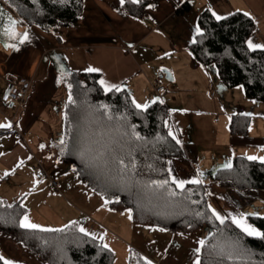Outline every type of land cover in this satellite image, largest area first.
<instances>
[{
	"label": "crops",
	"instance_id": "0c3cea01",
	"mask_svg": "<svg viewBox=\"0 0 264 264\" xmlns=\"http://www.w3.org/2000/svg\"><path fill=\"white\" fill-rule=\"evenodd\" d=\"M187 1L191 10L179 15L178 7ZM121 4L84 0L77 23L49 32L26 25L7 0H0V125H11L0 127L5 130L0 134V197L26 206L21 223L25 216L47 229L77 222L115 252L114 264H128L133 246L156 264H196L199 242L208 232H171L136 223L130 210L110 208L59 159L56 146L63 138L69 97L61 78L72 70L95 68L105 89L125 87L135 105L166 103L169 131L183 149L182 155L168 159L173 181L178 186L181 180L184 185L199 180L215 212L231 222L243 218L261 232L250 217H264V189L223 187L214 174L237 155L264 158V102L249 98L240 86L223 87L216 67L201 62L190 44L198 14L210 9L219 17L235 11L251 15L256 28L249 41L264 46V0H151L140 19L124 13ZM21 77L31 80L25 100L2 102L8 79ZM157 79L166 87L160 92L154 87ZM212 89L217 97L210 95ZM237 112L253 115L246 134L230 132ZM38 161L58 180V192L48 176L36 177ZM0 250L15 264H47L1 231Z\"/></svg>",
	"mask_w": 264,
	"mask_h": 264
},
{
	"label": "trees",
	"instance_id": "16d2710c",
	"mask_svg": "<svg viewBox=\"0 0 264 264\" xmlns=\"http://www.w3.org/2000/svg\"><path fill=\"white\" fill-rule=\"evenodd\" d=\"M7 2L26 25L49 32L73 26L84 8V0ZM150 2L122 0L121 9L140 19ZM191 8L190 2H184L177 13L186 14ZM217 17L210 9L198 14L199 32L190 44L191 51L204 64L216 67L223 87L241 86L246 96L264 102V48L249 47L256 28L254 18L243 11ZM61 79L69 97L57 156L102 195L110 208L128 209L134 222L171 232L209 228L200 249V264H264V238L248 235L229 220L221 223L205 184L189 182L180 188L173 181L168 159L182 155L183 149L169 131L166 103L156 100L147 108H138L125 87L105 89L98 72L72 70ZM252 117L248 112L234 113L230 132L246 134ZM214 178L223 187L264 189V162L237 155L231 167L218 169ZM26 212L21 200L0 197V231L22 242L47 264H114L115 252L101 239L79 231L77 222L50 228L63 231L25 229L20 224ZM250 220L264 233L263 216L253 215ZM0 256L4 258L0 264L11 261L1 250ZM128 264L156 263L131 248Z\"/></svg>",
	"mask_w": 264,
	"mask_h": 264
},
{
	"label": "built area",
	"instance_id": "2783aa9c",
	"mask_svg": "<svg viewBox=\"0 0 264 264\" xmlns=\"http://www.w3.org/2000/svg\"><path fill=\"white\" fill-rule=\"evenodd\" d=\"M30 87H31L30 79L23 77L18 79H8L7 86L1 95V100L4 103H8L11 101L22 103L25 100ZM154 87L157 92H160L166 88L165 85H163L158 79L156 80ZM210 95L213 97H217V93L214 89L210 91ZM242 109H243L242 107L238 108L239 111ZM35 168H36L35 175L37 178H43L45 176H48L51 181L50 184L51 189L55 192H58L60 190L59 182L56 179V177L50 176L40 161L37 162Z\"/></svg>",
	"mask_w": 264,
	"mask_h": 264
},
{
	"label": "snow or ice",
	"instance_id": "6c2138e0",
	"mask_svg": "<svg viewBox=\"0 0 264 264\" xmlns=\"http://www.w3.org/2000/svg\"><path fill=\"white\" fill-rule=\"evenodd\" d=\"M137 2H138V0H137ZM246 15H247V13H246ZM217 19H222V17H219L218 16ZM10 23H12L14 25L17 22L14 21V20H11V18H10ZM197 32H199V28H197ZM12 34L13 35H16V33L14 31L12 32ZM26 38L27 37L25 36V39ZM249 47L255 49V48H261V47H264V46H262V45H256V44H253L251 41H249ZM88 71L89 72H95V71H99V70L98 69H95V68H89ZM101 83H104V82L101 81ZM136 106L138 108H147L148 107V105H139V104H137ZM0 127H11V125L10 124L9 125H0ZM248 159H250V160L262 159V162H264V158H258V157H254V156H250V157H248ZM121 163H123V162L121 161ZM226 167H231V165L230 164L229 165H226ZM189 182L190 183H200L199 180H193V181H189ZM165 183H167V182H165ZM177 183H178V186L180 188H183L184 187V184L186 182L183 181V180H181V181H178ZM213 213L216 216V218L218 220H220L221 223L224 222L225 217H222L218 212H215L214 209H213ZM232 219H233V222L235 224H237V226L240 227L248 235H250V236H258V237L264 238V233L259 232L255 228L247 225L243 218L237 219V218L233 217ZM20 227L25 228V229H39L41 231H63V229H47V228H41L39 225L34 224V223H31L30 220H29V218L27 216L24 217V220L20 224ZM79 231L84 232L85 235H88V233L86 232V230L84 228H80ZM199 243L201 244V246H203L205 242L204 241H200ZM105 247H106V245H105ZM197 251H199V249H197ZM3 259L4 258L2 256H0V260H3ZM5 264H12V262L11 261H5ZM196 264H200V261L197 260L196 261Z\"/></svg>",
	"mask_w": 264,
	"mask_h": 264
},
{
	"label": "rangeland",
	"instance_id": "374dc122",
	"mask_svg": "<svg viewBox=\"0 0 264 264\" xmlns=\"http://www.w3.org/2000/svg\"><path fill=\"white\" fill-rule=\"evenodd\" d=\"M240 87H241V86H240ZM154 226H155V225H154ZM204 231L208 232V234H210V232H211V230H210L209 228H207V227L204 228ZM138 244H139V245L141 244L140 241H139ZM131 248H133V249L139 251V249H138L136 246H133V247H131ZM131 248H130V250H131ZM129 253H130V251H129Z\"/></svg>",
	"mask_w": 264,
	"mask_h": 264
},
{
	"label": "water",
	"instance_id": "95a60500",
	"mask_svg": "<svg viewBox=\"0 0 264 264\" xmlns=\"http://www.w3.org/2000/svg\"><path fill=\"white\" fill-rule=\"evenodd\" d=\"M166 77H167L168 79H172V78H169V72H167V71H166Z\"/></svg>",
	"mask_w": 264,
	"mask_h": 264
}]
</instances>
